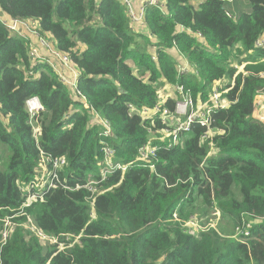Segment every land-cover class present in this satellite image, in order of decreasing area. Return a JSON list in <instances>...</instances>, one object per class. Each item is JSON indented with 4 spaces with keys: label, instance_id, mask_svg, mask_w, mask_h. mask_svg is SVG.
<instances>
[{
    "label": "trees",
    "instance_id": "trees-1",
    "mask_svg": "<svg viewBox=\"0 0 264 264\" xmlns=\"http://www.w3.org/2000/svg\"><path fill=\"white\" fill-rule=\"evenodd\" d=\"M196 1L148 6L145 34L133 30L120 0H0L2 12L38 20L41 34L71 55L90 105L72 96L49 63H33L28 41L0 20V214L22 206L20 187L34 178L42 152L66 157L59 175L68 186L26 208L2 248V264H264V115L253 114L264 93V50L255 46L264 32V0H248L251 11L237 18L228 15V0ZM181 60L196 73H180ZM243 62L246 74L237 73L233 64ZM216 80L225 84L221 90L230 88L223 95L231 104L212 113L210 133L192 124L183 144L161 142L156 130L164 125L156 120L150 132L151 120L128 107L152 108L158 87L166 94L177 84L198 103ZM32 96L45 107L38 142L26 110ZM173 98L172 109L179 94ZM91 107L111 120L123 163L150 139L163 147L155 168L134 164L111 174L100 185L109 191L94 200L82 188L101 172V128ZM193 217L203 226L195 234L185 225ZM30 221L60 242H79L63 251L42 244Z\"/></svg>",
    "mask_w": 264,
    "mask_h": 264
},
{
    "label": "built area",
    "instance_id": "built-area-1",
    "mask_svg": "<svg viewBox=\"0 0 264 264\" xmlns=\"http://www.w3.org/2000/svg\"><path fill=\"white\" fill-rule=\"evenodd\" d=\"M127 9L128 16L130 18V25L136 32H142L147 29L146 23V11L147 7L150 5H161L163 4L160 0H120ZM231 1V0H228ZM164 9V7H163ZM229 16H233L230 11H227ZM0 20L5 25L7 30L11 35H21L20 37L26 39V37L21 34L22 29L28 27V25H33L37 34L41 35V43L47 48V54L40 55L39 49L32 45L29 39L28 41V55L33 63H49L53 70L57 73L60 80L70 89L72 96L78 99L86 107H90L87 102V97L82 93L79 88V79L81 75V70L73 62L71 55L67 52L59 50L56 46L55 41L48 35H42L40 32V22L34 19H22L14 18L6 15L0 11ZM198 40L205 43V38L198 32L195 34ZM51 39V44L48 39ZM257 48L264 50V32L259 36L255 42ZM153 58L156 60V53L153 54ZM237 69V73L241 72L240 68L245 67L246 62L242 64H233ZM188 61L181 60L179 64V72H194V68ZM246 74L245 71H243ZM32 74V72H30ZM264 75V72L261 73ZM232 84L234 85V79ZM225 86L220 80H216L214 83V88L209 94L207 100L196 102L195 99L190 94V90L187 89L182 84H177L175 86V92L179 94V98L175 101L174 108H170L167 105V101L170 98L163 90H157L158 103L152 107H139L134 103H128V107L131 113L140 116L143 119L151 120L152 126L148 128L150 132L156 127L155 121H160L164 127L156 130L161 142H166L169 147L176 146L178 144H183L182 134L189 131L192 124L198 123L201 126H205L208 129L211 127L212 113L217 109L226 108L231 104V100L223 95V93L230 90L226 88L221 90ZM92 109V121L93 123L100 126V150L102 157L99 160V165L101 166L100 178L90 177L82 188L87 189L94 200V196L104 194L109 189H103L100 187L111 174L115 172H126L134 164H140L142 166H149L151 169L155 168L156 162L158 161V153L163 147L158 143H155L153 139H150L146 144L141 146L138 150V154L134 161L129 163H123L116 158V148L113 146L111 140L115 136L113 124L111 120L104 117L99 111ZM26 110L29 114V122L33 128V136L36 141L39 140V135L41 133V122L39 117L41 113L45 110L44 105L37 96H32L26 100ZM208 131V133H210ZM67 164L66 157L56 158L51 155H47L42 152L40 163L35 169L34 178L20 188L25 192V197L22 200V206L9 215L2 217L0 214V264H2L1 251L4 245L7 243L8 239L14 234L16 228L18 227V218L26 215V208L30 207L36 201H42L45 195L52 189L57 188L59 185L68 187L66 181L61 180L59 171ZM215 216L220 217L219 210L214 213ZM92 216H95L94 210ZM31 222V221H30ZM31 228L36 232L42 244L50 243L57 244L59 251H63L68 247H71L75 242H79V237L75 238V241L71 244H66L65 242H60L59 238L56 236L48 235L38 229L31 222ZM191 234H195L198 230L202 229L203 226L196 219L192 218L185 224ZM215 226V224H212ZM243 234V231H239ZM250 232L246 231L245 235H249ZM68 238V237H67Z\"/></svg>",
    "mask_w": 264,
    "mask_h": 264
},
{
    "label": "rangeland",
    "instance_id": "rangeland-1",
    "mask_svg": "<svg viewBox=\"0 0 264 264\" xmlns=\"http://www.w3.org/2000/svg\"><path fill=\"white\" fill-rule=\"evenodd\" d=\"M236 3H237V5H239L240 14L244 13V10L247 12H250L251 5L246 0H236ZM227 4L229 5L230 3L227 2ZM21 34H23L26 37V39H29L32 42V45L34 47L39 49L40 55L47 54V52H48L47 48L44 47L41 43V35L36 33L35 27L33 25H28V27L22 29ZM18 36H21V35H18ZM48 40H49V43L51 44L52 40L50 38ZM130 64L132 65V67H135L132 63H130ZM159 89L162 90V86L157 88V90H159ZM261 113H263V115H264V101L260 102V107L258 105L254 106L253 114L255 115V117ZM262 123H264V122H262Z\"/></svg>",
    "mask_w": 264,
    "mask_h": 264
},
{
    "label": "crops",
    "instance_id": "crops-1",
    "mask_svg": "<svg viewBox=\"0 0 264 264\" xmlns=\"http://www.w3.org/2000/svg\"><path fill=\"white\" fill-rule=\"evenodd\" d=\"M247 2H249L248 0H246ZM198 2L199 1H196V0H193V4L194 5H198ZM227 2H229L230 4L228 5H226V7H227V9L233 14V16L234 17H238V16H240L241 14H240V8H239V5H237V3H236V0H231V1H227ZM250 3V2H249ZM251 5V4H250ZM1 11V10H0ZM251 11V10H250ZM244 12H247V11H245L244 10ZM2 13H4V14H6V15H8L7 13H5V12H2ZM143 33H145V34H149V32H148V29H145V30H143L142 31ZM49 37H51L52 38V36L51 35H48ZM53 39V38H52ZM54 40V39H53ZM151 50H153V49H151ZM155 50V49H154ZM171 53H172V55L174 54V55H179V57L181 56V53H180V51L177 49V48H175V49H172L171 50ZM153 54H155V51H153V53H152V55ZM244 70V67H241L240 68V71H243ZM226 83H228V80L226 79ZM172 88V91H169L168 93H166L170 98H172V99H174L173 97H175V86H173V87H171ZM164 90H166L167 88H163ZM168 89H170V88H168ZM264 101V93H260V94H258L257 96H256V98H255V105H258L259 107H260V102H263Z\"/></svg>",
    "mask_w": 264,
    "mask_h": 264
},
{
    "label": "bare ground",
    "instance_id": "bare-ground-1",
    "mask_svg": "<svg viewBox=\"0 0 264 264\" xmlns=\"http://www.w3.org/2000/svg\"><path fill=\"white\" fill-rule=\"evenodd\" d=\"M208 131H210V129H208Z\"/></svg>",
    "mask_w": 264,
    "mask_h": 264
}]
</instances>
